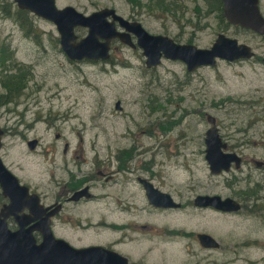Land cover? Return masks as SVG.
<instances>
[{"label": "rangeland", "instance_id": "obj_1", "mask_svg": "<svg viewBox=\"0 0 264 264\" xmlns=\"http://www.w3.org/2000/svg\"><path fill=\"white\" fill-rule=\"evenodd\" d=\"M195 2L55 0L57 7L71 4L86 14L110 6L140 21L149 33L199 47H208L221 32L247 43L254 54L217 59L213 65L201 64L188 71L182 60L166 57L147 67L138 46L114 41L106 59L71 60L60 47L51 20L27 9L25 18H17L15 1L0 0V57L6 48L27 70L19 96L0 105V157L21 183L49 202L66 190L62 184L68 166L80 173L90 170L92 163L113 164L116 147L152 149L145 157L153 156L161 164L163 189L174 196L178 193L186 203L161 213L140 209L144 202L137 200L136 223H147L151 229L137 226L135 239L125 247L136 256L143 253L148 264H264V168L251 160L264 159V35L224 19L226 25L209 7L196 9ZM258 4L264 15V0ZM20 19L25 24L29 19L33 30L26 32ZM74 31L79 38L86 28L77 26ZM12 66L7 57L3 64L0 61V72ZM207 114L215 117L227 150L242 155L239 168L209 170L203 141L210 126ZM33 137L37 142L28 148L26 141ZM72 149L77 151L68 163ZM255 186L259 187L256 192L239 197L242 190ZM104 188L111 190V186ZM94 192L102 193L97 182ZM196 193L232 196L242 206L225 212L198 207L192 204ZM7 201L3 196L0 206ZM68 211L86 212L93 223L99 217L124 218L110 199L67 201L52 227L57 236L68 238ZM9 222L15 226L12 218ZM197 231H207L218 246L203 247ZM149 234L150 238H141ZM113 236L112 230L97 226L81 233L84 243Z\"/></svg>", "mask_w": 264, "mask_h": 264}, {"label": "water", "instance_id": "obj_2", "mask_svg": "<svg viewBox=\"0 0 264 264\" xmlns=\"http://www.w3.org/2000/svg\"><path fill=\"white\" fill-rule=\"evenodd\" d=\"M17 7L27 9L37 15L51 20L57 29L61 49L69 59H106L109 57L110 39L118 36L120 40L135 45L130 40V32L136 36V44L144 55L147 67L155 66L161 57L180 59L188 71L201 64L213 65L217 59L233 60L253 55L254 51L245 42L234 36L218 33L208 47H199L189 42H177L162 33H149L138 20L128 19L117 13L115 8L103 6L89 13H83L71 4L57 7L55 0H14ZM225 19L233 24L251 29L264 35V16L260 11L258 0H221ZM108 15L111 16L108 19ZM117 19L123 30L114 27ZM86 28L85 34L77 38L75 27ZM119 108V102L115 101ZM210 126L204 132V157L211 172L228 170L230 162L237 167L240 156L235 151L226 149L227 143L222 139L215 117L207 114ZM3 129L0 126V147ZM37 138L26 141L28 148H33ZM256 165H261L258 160ZM85 187V186H84ZM80 188L75 192L84 189ZM0 192L7 202L0 206V264H126L125 258L119 262L118 253L102 248L100 245L83 247L71 246L62 237L55 236L50 227L49 216L54 212L46 210L39 201V194L30 191V187L21 183L17 176L4 164L0 157ZM74 192V193H75ZM153 195H157V198ZM150 200L164 206H177L169 193L156 188L149 190ZM195 205H209L218 210L235 211L239 202L231 196L219 194H196ZM27 208L28 211H24ZM52 212V213H51ZM12 215L17 222L16 228L7 224V216ZM28 224V225H26ZM33 230H38L37 240ZM202 246L217 247L218 241L207 232H196Z\"/></svg>", "mask_w": 264, "mask_h": 264}, {"label": "flooded vegetation", "instance_id": "obj_3", "mask_svg": "<svg viewBox=\"0 0 264 264\" xmlns=\"http://www.w3.org/2000/svg\"><path fill=\"white\" fill-rule=\"evenodd\" d=\"M107 18L110 19L111 16L108 15ZM114 27L119 30L124 29V27L119 25L117 19H114ZM244 29H248V28H244ZM129 38L132 42L135 43V45H130L127 42L120 40L118 36H114L113 38H111L109 43V52H110V48L113 47L114 41L122 42L130 47L138 46L136 44V36L133 33L130 32ZM65 146L66 145H64L63 152H65L67 149L65 148ZM151 150L136 148V147H116V149L113 150V156H114L113 164L105 161L99 163L98 162L92 163L90 165L91 167L90 170L86 171L81 169L80 173L72 172V170L68 166V172L66 177L67 181L65 180V182L62 184L63 187L65 186L66 190L63 189L59 195L57 194L55 198L49 202H45L41 200L39 196V201L44 206H47L46 210L54 211L53 213L51 212L52 214L49 216L51 230L56 222V216L60 213V210L65 202L68 201V204H77L82 202H88L90 200H95L97 198L102 200L110 199L115 204H117V210L124 216V218H122L120 215L118 219H113V220L112 219L105 220L104 217H99L98 220L95 223H93L90 221V217H89L90 214L86 212L68 211V217L65 218L66 223L68 224V238L62 236L59 237L66 239L68 243L74 247L100 245L104 249L111 250L113 253H118L120 255V257L118 258L120 263L121 260L125 258L126 264H148L147 260L143 257V253H141L139 256H136L135 252H133L132 249L125 247V244L135 239L133 233L136 230L137 226L140 228L151 229V226H149L147 223H139V224L136 223L137 212L135 210L134 203L137 200L143 201L144 203L140 205V209L148 212V209L152 208L156 211H160L161 213H166V211H168L169 209L183 208V206L186 203V201L184 200L181 201L179 200L177 196L178 193L176 194V196H174L169 191L163 189L164 175H163V170L161 169V164L155 163L153 160V156L148 158L145 157L146 155L152 154L149 152ZM68 151H71L70 154L68 155V163H70L72 162V156L74 155L73 152L77 151V149H72ZM236 153L239 154L240 156V163L236 167L234 165V161H231L228 169H230L231 166L237 169L240 167V164L244 161L242 155L238 152ZM251 160L253 161L254 165H256L257 161L260 160L261 165H256V166L259 168L261 167L264 168V159H256L252 157ZM96 182L101 186V190H102L101 194L100 192H94V187ZM108 186H111V190L104 188ZM82 187H84L83 190L79 192H75ZM152 188H156L162 192L169 193L172 199L175 202H178L179 205L164 206L153 203L150 200V196H149V190ZM258 188L259 187L255 186V189L253 187L248 188L250 189V191L242 190L239 193V197L245 198L249 192L253 194L258 190ZM30 191L32 190L30 189ZM205 194H214V193H205ZM153 196L157 198V195H153ZM193 198H192V204H193ZM146 204L148 206H146ZM195 206L203 207V208H213V210H218L209 205H205V206L195 205ZM241 206L242 204H240V207ZM23 210L28 211L27 208H23ZM219 211H223V210H219ZM10 218L14 220V225H15L14 227H12V224L9 222ZM6 221L10 228L12 229L16 228L17 222L15 221L12 215L8 216L6 218ZM90 226L101 227L102 230H104V228H108L112 230V232H114V236L111 239L110 238L104 239L98 237L93 241L84 243L81 237V233ZM203 232H207V231H203ZM39 233L40 232L38 230H33V234L36 236L37 240L40 239ZM150 235L151 234L146 236L143 235L141 236V238L148 239L150 238ZM195 236H196V232H195ZM137 241H139L138 238ZM148 249L149 246L147 250Z\"/></svg>", "mask_w": 264, "mask_h": 264}, {"label": "trees", "instance_id": "obj_4", "mask_svg": "<svg viewBox=\"0 0 264 264\" xmlns=\"http://www.w3.org/2000/svg\"><path fill=\"white\" fill-rule=\"evenodd\" d=\"M195 1H196L195 2L196 9H201L205 5L206 8L209 7V10L215 12L221 21L225 22L224 21L225 17L223 16L222 13L221 0H203L202 2H197V0ZM25 13L27 14L26 9L17 8L16 17L20 18L22 16V18H25L23 17V14ZM28 22L31 23L29 19ZM29 23L25 24L23 22V19H20V25L26 30V32H30L33 30V28ZM225 24L228 25L229 23L226 21ZM7 57H10V61L12 62L13 66L12 68L8 69V71L0 72V84L3 89L0 92V105H4L7 104V102L9 101L15 100L26 85L27 70L25 69L24 66H22L21 62L16 61L12 57L11 51H9L6 48H3L2 55L0 57V61L2 64L5 58ZM163 126L164 125H161V127ZM248 191H250V189H248ZM2 198L3 195L0 192V201Z\"/></svg>", "mask_w": 264, "mask_h": 264}]
</instances>
